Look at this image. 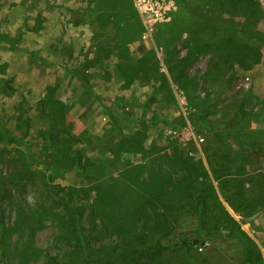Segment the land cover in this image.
<instances>
[{
  "label": "rangeland",
  "instance_id": "1",
  "mask_svg": "<svg viewBox=\"0 0 264 264\" xmlns=\"http://www.w3.org/2000/svg\"><path fill=\"white\" fill-rule=\"evenodd\" d=\"M175 1L171 19L151 27L136 0H0V126L23 135L42 159L70 138L104 168L100 175L90 169L91 180L117 177L120 164L106 160L115 158L109 150L136 131L150 137L154 150L186 149L206 166L210 153L223 146L232 163H244V173L235 177L244 182L251 201L236 202L235 210L213 177L215 190L241 222L247 240L259 247L262 260L249 258L244 241L226 233L200 236L205 241L191 253L199 264H264V211L246 221L264 205V0H186L181 6ZM156 92L160 118L184 119L173 126L154 124L151 112L137 104ZM103 104L117 114L119 127ZM201 114L206 123L197 117ZM49 117L60 118L53 132ZM1 146L24 148L13 139ZM9 165L0 166V172L5 174ZM33 167L38 172L34 184L16 192L27 202L35 201L36 188L50 181L60 192L82 179L76 171L52 179L42 165ZM19 217L13 209L8 221L18 223ZM30 230L12 233L22 242L29 240ZM177 230L185 232L165 243H177L180 236L197 239V218L183 217ZM55 234L50 220L35 230V244L44 255L68 251L55 242ZM159 264L194 263L168 251Z\"/></svg>",
  "mask_w": 264,
  "mask_h": 264
},
{
  "label": "trees",
  "instance_id": "2",
  "mask_svg": "<svg viewBox=\"0 0 264 264\" xmlns=\"http://www.w3.org/2000/svg\"><path fill=\"white\" fill-rule=\"evenodd\" d=\"M181 1L186 2L178 0L180 6ZM0 39H4V35H0ZM169 60L172 71L171 56ZM176 80L178 82L180 78L176 77ZM157 102L156 92L137 105L143 107L144 112H151L154 124L161 121L173 126L184 119L183 115L175 122L160 118L155 108ZM103 106L111 122L119 127V118L112 107ZM197 117L206 123L205 114ZM49 119L53 132L60 118ZM11 139L23 144L24 148L7 151L1 146ZM51 139L55 140L53 135ZM149 139L139 131L125 135L109 150L115 158H106L120 164L117 177L113 181L91 180L90 169L100 175L104 168L87 155L88 150L74 147L70 138H66L62 148L56 147L52 155H47L51 159H42L23 135L0 126V166L10 164L5 174L0 172V264H64L62 261L65 264H159L168 251L180 252L194 264H199L191 253L192 248L203 244L202 235L216 233L240 237L249 258L262 260L261 250L253 241L247 240L241 222L230 214L213 184L214 177L221 183L226 201L235 210L239 209L236 202L249 204L251 200L246 185L235 177L244 173V163H232V154L221 145L210 153V166H206L202 157L191 156L186 149L175 146L170 153L163 148L159 149L160 152L154 150L153 143L147 142ZM137 154L142 157L136 161L128 156ZM38 164L52 179L63 177L69 171H76L82 179L78 185H69L60 192L50 181L46 187L36 188L35 201L27 202L16 192L29 182L34 184L38 172L33 166ZM235 170L241 172L237 174ZM13 209L20 214L18 223L8 221V214ZM262 211L264 205L249 214L246 221ZM186 216L197 218L198 238L191 241L180 236L177 243H165L174 233L181 235L185 232L179 233L177 229L180 220ZM48 220L56 228L55 242L68 247L62 256L47 252L44 255L43 249L35 244V230L45 226ZM14 228L22 233L31 229L29 240L25 237L24 241L18 242L12 233Z\"/></svg>",
  "mask_w": 264,
  "mask_h": 264
},
{
  "label": "built area",
  "instance_id": "3",
  "mask_svg": "<svg viewBox=\"0 0 264 264\" xmlns=\"http://www.w3.org/2000/svg\"><path fill=\"white\" fill-rule=\"evenodd\" d=\"M136 3L146 24L151 27L157 22L169 21L178 8L175 0H136ZM151 29L144 34L145 38Z\"/></svg>",
  "mask_w": 264,
  "mask_h": 264
}]
</instances>
